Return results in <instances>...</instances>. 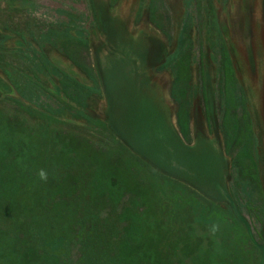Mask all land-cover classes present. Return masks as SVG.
I'll return each instance as SVG.
<instances>
[{"label":"rangeland","instance_id":"374dc122","mask_svg":"<svg viewBox=\"0 0 264 264\" xmlns=\"http://www.w3.org/2000/svg\"><path fill=\"white\" fill-rule=\"evenodd\" d=\"M142 255L264 264V0H0V264Z\"/></svg>","mask_w":264,"mask_h":264},{"label":"trees","instance_id":"16d2710c","mask_svg":"<svg viewBox=\"0 0 264 264\" xmlns=\"http://www.w3.org/2000/svg\"><path fill=\"white\" fill-rule=\"evenodd\" d=\"M151 49H152V48H151ZM151 49H150V50H151ZM88 199H89V197L86 198V201H89ZM52 202H53L52 198H49V200H44V204H45V205H48V204L50 205ZM19 206H20V207H19V210L21 211V213L19 212V214H17V215H19V217L21 216L20 218H26L25 216H23V213H22V212H23L22 208L24 209L23 205H19ZM26 219H27V218H26ZM26 227H28V225H26ZM29 232H30V235H31V236L34 234V231H33L31 228L29 229ZM59 239H61V238H59ZM124 240H125V239H124ZM29 245H30V244H29ZM50 246H51V245H50ZM50 246H49V247H50ZM58 255L60 256V254H58ZM144 257H145V256H144ZM142 258H143V255H142V256H138V257L135 259V260L137 261V264H139V262L143 261ZM125 259H126V255H125ZM171 259H172V258H171ZM127 260L129 261V259H127ZM134 263H135V261H134ZM126 264H128V263H126ZM171 264H172V262H171Z\"/></svg>","mask_w":264,"mask_h":264},{"label":"clouds","instance_id":"9594fccd","mask_svg":"<svg viewBox=\"0 0 264 264\" xmlns=\"http://www.w3.org/2000/svg\"><path fill=\"white\" fill-rule=\"evenodd\" d=\"M39 179L41 181L47 182L48 180V173L44 169H40L37 173ZM213 230H215V226H213Z\"/></svg>","mask_w":264,"mask_h":264}]
</instances>
